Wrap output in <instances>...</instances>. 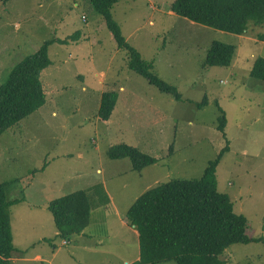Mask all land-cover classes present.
Returning <instances> with one entry per match:
<instances>
[{
	"label": "rangeland",
	"instance_id": "1",
	"mask_svg": "<svg viewBox=\"0 0 264 264\" xmlns=\"http://www.w3.org/2000/svg\"><path fill=\"white\" fill-rule=\"evenodd\" d=\"M173 2L120 0L112 14L179 100L128 66L126 50L88 1L0 0V85L45 40L76 35L49 47L44 105L0 135V182H9L10 199H21L10 207L15 264H137L130 206L161 183L200 178L226 145L217 189L247 218L249 235L263 241L235 243L220 258L264 264V81L251 75L264 58V23L236 35L177 15ZM214 40L236 45L231 65L204 66ZM104 91L117 98L107 122L98 116ZM121 142L158 162L138 172L129 158L111 159L109 148ZM93 187L102 201L93 202L86 231L62 239L49 202Z\"/></svg>",
	"mask_w": 264,
	"mask_h": 264
},
{
	"label": "trees",
	"instance_id": "2",
	"mask_svg": "<svg viewBox=\"0 0 264 264\" xmlns=\"http://www.w3.org/2000/svg\"><path fill=\"white\" fill-rule=\"evenodd\" d=\"M86 1L105 19L118 48L126 50L128 66L161 92L181 99L176 87L153 73L152 63L143 59L126 40L112 14V7L120 0ZM170 9L201 25L236 35L246 33L250 23H264V0H174ZM74 36L47 39L33 54L12 67L7 80L0 85V135L44 105L46 93L41 74L52 63L49 47L55 42L67 43ZM259 38L264 41V33ZM235 50L234 44L214 40L207 51L204 66L231 65ZM251 75L264 81V58L256 60ZM116 101L114 91L102 93L98 110L100 120L107 122L110 119ZM218 118L219 128L223 131L227 118L222 109ZM228 150V145L223 147L217 157L209 161L200 178H176L161 183L142 193L130 206L126 218L139 233L140 258L137 264L168 261L175 264H224L220 256L229 246L263 241V238L249 235L247 218L234 211L227 193L217 189L215 172ZM107 154L111 159L129 158L133 170L138 172L158 162L156 157L125 142L111 146ZM8 183L0 182V264H15L12 260L16 247L10 207L21 199L8 197ZM95 189H80L49 202L48 209L62 239L81 234L88 226L93 202L102 201L91 195Z\"/></svg>",
	"mask_w": 264,
	"mask_h": 264
},
{
	"label": "crops",
	"instance_id": "3",
	"mask_svg": "<svg viewBox=\"0 0 264 264\" xmlns=\"http://www.w3.org/2000/svg\"><path fill=\"white\" fill-rule=\"evenodd\" d=\"M101 81V80H100ZM86 231V229L84 230V232ZM58 233V232H57ZM137 234L139 235V233L137 232ZM67 244V243H66ZM38 258H40L39 256H38Z\"/></svg>",
	"mask_w": 264,
	"mask_h": 264
}]
</instances>
